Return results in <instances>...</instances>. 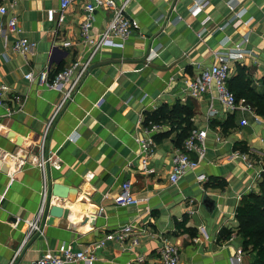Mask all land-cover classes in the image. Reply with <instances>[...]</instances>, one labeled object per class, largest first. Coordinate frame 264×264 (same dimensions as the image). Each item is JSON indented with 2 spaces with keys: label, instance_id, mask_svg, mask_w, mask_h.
<instances>
[{
  "label": "crops",
  "instance_id": "crops-1",
  "mask_svg": "<svg viewBox=\"0 0 264 264\" xmlns=\"http://www.w3.org/2000/svg\"><path fill=\"white\" fill-rule=\"evenodd\" d=\"M228 1L130 2L127 15L137 21L139 30L125 43L112 40L101 49L74 101L61 111L44 139V158L58 160L61 167L55 170L47 165L41 232L24 241L27 222L38 214L42 202L38 145L61 100L59 91L37 82V75L48 68L52 79L72 61L83 59L90 46L80 39L81 1L72 4L59 22V0H15L10 11L18 18L22 35L34 41L37 50L27 63L11 50L15 36L0 28V85L9 89L0 106V264H30L46 253L56 254L61 244L80 250L125 227L129 231L124 241H106L95 252L93 264H142L138 258L152 260L164 241L179 248L180 264H231L241 245L235 210L244 195L257 192L250 179L254 172L246 173L238 155L246 154L256 171L262 168L264 117L255 122L252 105L240 100L238 104L249 105L251 113L237 110L231 122L223 112L206 120L208 101L180 92L186 79L197 77V64L209 66L214 52L231 49L247 38L249 56L233 65L231 77L238 66L244 67L252 89L264 93V0H234L237 19L231 18ZM200 5L201 12L193 9ZM50 9L56 11L52 21L46 16ZM106 19L105 13L98 12L93 32L102 29ZM65 42L70 46L63 48ZM150 50L156 57L147 64ZM30 72L33 81L25 79ZM187 99L205 105V113L199 111L192 121L205 133L207 149L195 174L172 186L168 180L171 158L182 147L176 134L169 135L167 126L156 125L150 173L142 171L135 138L151 125L143 123L146 114ZM242 120L248 125L241 126ZM196 175H203L205 181L196 183ZM212 178L227 186L212 187ZM126 181L131 183L132 195L145 202L126 208L114 204ZM53 184L70 189L67 201L50 196ZM205 194L216 202L212 214L198 212ZM53 205L65 211L55 227L44 223L49 218L45 210ZM84 218L88 223L82 226Z\"/></svg>",
  "mask_w": 264,
  "mask_h": 264
},
{
  "label": "built area",
  "instance_id": "built-area-1",
  "mask_svg": "<svg viewBox=\"0 0 264 264\" xmlns=\"http://www.w3.org/2000/svg\"><path fill=\"white\" fill-rule=\"evenodd\" d=\"M6 1L7 5L0 4V28L4 26L9 34L15 36L11 45V50L13 53L21 56L28 63L36 55L37 44L22 35L23 32L19 26L18 18L11 13L10 10L14 5L15 0ZM78 1H81L84 14V19L79 26L80 39L85 45L90 46L89 53L86 54L83 59L72 61L60 72L56 73L52 79H49L48 68H45L37 75V82L39 84H44L50 91H59L61 94V100L58 105L54 106L51 118L45 127L43 140L41 144L38 145L41 156L36 166L43 175L42 202L38 214L33 220L27 222L28 231L24 241L41 232V220L44 214L45 193L47 189L45 177L46 167L47 165H50L55 170H60L61 167L58 160L52 159L51 157L44 158V139L48 131L53 126L54 121L61 111L69 103L74 101L75 96L79 93L82 83L90 73L93 61L98 56L101 49L112 40H119L122 43H125L134 31L139 30V24L137 21L127 15V8L133 0H59V22L64 20L65 11ZM227 5L231 18H239L237 13L238 6L234 0H229ZM202 8L203 5H200L194 6L193 9H198V12H201ZM55 12L56 11L53 9L46 11V16L49 21L53 20ZM98 12L105 13L107 19L102 29L93 32L94 17ZM1 32L2 30H0V33ZM201 35L202 33H200L198 37H201ZM246 44L247 38H244L240 44H237L231 49L214 52L213 62L209 66L203 67L197 64V77L195 79H186L183 82V87L180 88L182 94L197 101H202L203 99L208 101L207 112L205 115L206 120L214 118L222 112L227 116L233 115L237 110L251 113V107L245 104L240 106L234 94L228 87V81L233 72V65L242 62L247 55L249 56V51L245 47ZM69 46L70 43L68 42L62 44L63 48ZM155 57V51L150 50L146 57L147 64L151 63ZM25 79L33 81V74L31 72L28 73L25 76ZM213 89L216 92V96L213 95ZM8 91V87L0 85V106H4L1 99ZM13 99L19 101L18 97H13ZM216 105L218 106V109L216 108ZM7 114L9 116L11 115L8 110ZM253 117L255 122H261L262 118H260V116L255 114ZM142 121L143 120H140L139 122L142 123ZM240 125L247 126L248 122L242 120ZM157 129L158 126L150 125L149 127L144 128L141 136L135 138V142L140 149V161L143 172H152L149 168L148 161L155 151L153 137ZM206 141L205 133L195 128L184 140L182 147L174 151L171 158V173L168 177L170 185L176 186L188 175L195 174L199 163L205 157L207 149ZM191 155L195 158H192ZM238 157L244 161L246 173L254 172V174L250 176V179L251 185H256L261 179L263 168L256 171L255 164L249 160L246 154L238 155ZM195 181L200 184L205 181V177L203 175H196ZM131 187L129 181H126L121 185L120 196L114 200V204L117 207L126 208L130 206H138L145 202L146 199H139L132 195ZM2 199V196H0V204ZM193 213L194 210H190V214ZM128 231L129 227L122 228L119 234L106 235L104 239L86 245L80 250L73 249L71 245L61 244L56 254L51 255L46 253L30 264H93L96 261L95 252L103 248L106 241L116 240L122 242L125 239V233ZM133 246L134 245L130 246L131 250ZM243 256L244 253L242 247L237 248L234 258L231 260V264H244ZM138 262L142 264H180V250L174 244L164 241L152 260L147 261L144 258H138Z\"/></svg>",
  "mask_w": 264,
  "mask_h": 264
},
{
  "label": "trees",
  "instance_id": "trees-1",
  "mask_svg": "<svg viewBox=\"0 0 264 264\" xmlns=\"http://www.w3.org/2000/svg\"><path fill=\"white\" fill-rule=\"evenodd\" d=\"M251 84L247 69L241 66L237 67L236 75L230 77L228 81V87L236 100L249 102L255 114L264 117V93L258 94L252 89ZM197 113L198 105L194 100L187 99L185 103L176 101L172 106L163 104L152 113L146 114L144 124L167 126L169 128L167 134L175 133L176 142L181 144L196 128L192 119ZM230 116L227 121L229 119L231 122ZM262 168L261 179L256 184L257 192L250 191L244 195L234 214L236 235L241 239L242 250L252 255L248 264H264V164ZM209 185L224 189L227 183L212 178Z\"/></svg>",
  "mask_w": 264,
  "mask_h": 264
},
{
  "label": "water",
  "instance_id": "water-1",
  "mask_svg": "<svg viewBox=\"0 0 264 264\" xmlns=\"http://www.w3.org/2000/svg\"><path fill=\"white\" fill-rule=\"evenodd\" d=\"M70 193V189L61 184H53L51 186L50 196L56 197L57 199H59V201H62V203L68 200ZM200 201L202 208L207 214H212L214 212L216 208V202L214 200H212L205 194L202 196ZM45 211V214L48 215L49 218L46 220V222L44 220V223L47 226L51 227H55L57 225L58 219L62 218L65 212L60 205L50 206ZM81 212L82 214L86 213L83 210ZM80 223L82 224V226L86 225L88 223L87 218H84V220H82Z\"/></svg>",
  "mask_w": 264,
  "mask_h": 264
},
{
  "label": "rangeland",
  "instance_id": "rangeland-1",
  "mask_svg": "<svg viewBox=\"0 0 264 264\" xmlns=\"http://www.w3.org/2000/svg\"><path fill=\"white\" fill-rule=\"evenodd\" d=\"M239 102V101H238ZM200 107V108H199ZM216 107L218 108V106L216 105ZM198 112L200 111L201 112V114H204L205 113V105H198ZM191 198H194V196L193 195H191L190 196ZM198 201V200H197ZM200 211V213H202V214H205V213H203L204 212V209L202 208V206H201V201L199 202V210H198V212ZM240 247H241V245H240ZM237 248H239V247H237ZM236 251V250H235ZM244 253V256H243V258H244V264H248L249 262H250V260H251V254H249V252H247V251H245V252H243Z\"/></svg>",
  "mask_w": 264,
  "mask_h": 264
}]
</instances>
